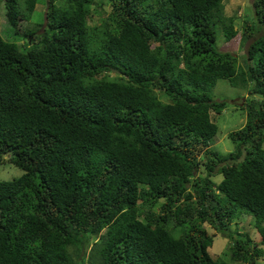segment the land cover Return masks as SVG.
I'll return each instance as SVG.
<instances>
[{
	"label": "trees",
	"instance_id": "obj_1",
	"mask_svg": "<svg viewBox=\"0 0 264 264\" xmlns=\"http://www.w3.org/2000/svg\"><path fill=\"white\" fill-rule=\"evenodd\" d=\"M35 1L0 0L8 32L32 35L0 36V163L22 170L0 180V264H229L205 224L231 260L264 264V0L240 31L220 0H111L97 24L93 0H48L41 33ZM213 18L251 38L245 68ZM219 78L250 96L223 154L207 147ZM243 215L257 241L226 229Z\"/></svg>",
	"mask_w": 264,
	"mask_h": 264
},
{
	"label": "rangeland",
	"instance_id": "obj_2",
	"mask_svg": "<svg viewBox=\"0 0 264 264\" xmlns=\"http://www.w3.org/2000/svg\"><path fill=\"white\" fill-rule=\"evenodd\" d=\"M93 1L96 2L98 0ZM101 1V8L96 5H93L99 10L96 9L93 10V12L89 11L90 15L87 18L89 24H97V22L99 23V21L105 16V13L103 11L108 10L109 3L111 0ZM251 1L252 0H220V2L222 3V15H224L225 17L230 16L231 19L233 18V27L238 31L241 30L242 19L244 17L247 19L253 17ZM57 2H59V0H57ZM1 5L2 4L0 2V36L4 40L14 41L18 45H22L26 41V38H24L21 34L17 35L8 32L9 28L6 24L5 15ZM45 5L46 0L37 1V4L35 5L31 13L29 23L42 22ZM90 10H92V6L90 7ZM213 20L215 21L214 32L216 48L219 51L231 52L236 58V65H240L242 68H245L247 62H250V60L246 59V48L251 38H247L242 35L240 37V32H238V36L231 38L229 41H225L222 34L220 19L213 18ZM22 23V29H24L26 25L24 21ZM151 44L156 43L152 42ZM246 89L247 88L243 86H232L224 78L217 79L211 89L212 99L214 101L223 100L225 103L222 108H214L213 110L209 111L210 119L216 125L217 130L212 139L208 142L207 147L213 149L214 151H217L219 154L232 151L233 145L230 141L229 133L235 132L237 129L242 127L245 122L246 102L250 98ZM248 96L249 98H247ZM251 97L256 100L264 98V96L257 95H251ZM160 98L163 101L169 100L165 96H162ZM242 98L243 101L240 100ZM262 147L264 148V141L262 142ZM194 148L197 150V157L200 160L198 172L199 174H201L203 172V158L201 156V153L202 150L206 147L201 144H196V147ZM2 159L3 161H1L0 163V180H9L13 177L19 176L22 173V170H20L19 168H17L12 163L6 160V156H3ZM220 178V175H215L213 180L217 182L218 180H220ZM157 205H159V202L157 203ZM205 226L207 228L208 233L213 235L211 246L208 248L209 254L212 256H219L227 260L229 264H240L231 260L229 257L230 254L227 250V246L231 242V240L227 236H222L220 234L214 233L213 229L208 224H205ZM226 229L231 233H233L234 231H236L237 234L246 233L249 239L253 241L258 240V234L252 227V220L251 216L249 215H243L239 219H234L233 221H231V223L227 224ZM101 235H104V229H102L99 234L95 236V238L89 240V247L91 245H97L99 243ZM87 248L88 246L86 247L85 251H88ZM74 259H78V256L73 257V260ZM82 261H85V258H83ZM79 262L82 264L81 260ZM261 263H264V260H262Z\"/></svg>",
	"mask_w": 264,
	"mask_h": 264
},
{
	"label": "clouds",
	"instance_id": "obj_3",
	"mask_svg": "<svg viewBox=\"0 0 264 264\" xmlns=\"http://www.w3.org/2000/svg\"><path fill=\"white\" fill-rule=\"evenodd\" d=\"M37 1L38 0H36L35 1V4H34V7H35V5L37 4ZM48 0H46V5H45V10H44V14H43V18H42V22L41 23H37L38 24V26L36 27V29H35V31H37V32H41L43 29H44V26H45V24H44V20H45V12H46V10H47V7H48V2H47ZM52 2H53V4H55V5H58V2H57V0H52ZM59 2H60V0H59ZM94 2V1H93ZM93 5H95V2H94V4H92V5H90V7L92 6V10H90L91 12H93V10L94 9H97V8H95ZM34 7H33V9H34ZM97 10H99V9H97ZM32 13V12H31ZM31 16V15H30ZM88 18V17H87ZM29 19H30V17H29ZM88 22V21H87ZM33 23H36V22H33ZM41 27V28H40ZM31 40H32V35L31 36H29V37H27L26 38V43L27 44H30L31 43ZM7 157V156H6ZM3 159H1V161H2Z\"/></svg>",
	"mask_w": 264,
	"mask_h": 264
},
{
	"label": "water",
	"instance_id": "obj_4",
	"mask_svg": "<svg viewBox=\"0 0 264 264\" xmlns=\"http://www.w3.org/2000/svg\"><path fill=\"white\" fill-rule=\"evenodd\" d=\"M240 100H241V101H243V98H242V99H240ZM241 101H240V102H241Z\"/></svg>",
	"mask_w": 264,
	"mask_h": 264
}]
</instances>
